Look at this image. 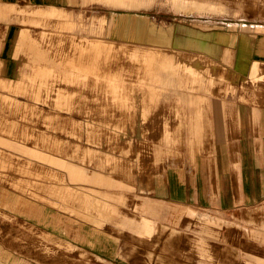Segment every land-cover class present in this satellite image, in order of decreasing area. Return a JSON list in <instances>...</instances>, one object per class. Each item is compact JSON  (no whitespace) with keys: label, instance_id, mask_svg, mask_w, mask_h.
Instances as JSON below:
<instances>
[{"label":"rangeland","instance_id":"rangeland-1","mask_svg":"<svg viewBox=\"0 0 264 264\" xmlns=\"http://www.w3.org/2000/svg\"><path fill=\"white\" fill-rule=\"evenodd\" d=\"M139 1L0 0V264H264V0Z\"/></svg>","mask_w":264,"mask_h":264},{"label":"bare ground","instance_id":"bare-ground-1","mask_svg":"<svg viewBox=\"0 0 264 264\" xmlns=\"http://www.w3.org/2000/svg\"><path fill=\"white\" fill-rule=\"evenodd\" d=\"M124 1V0H123ZM129 1H132V0H129ZM139 0H137V2H138ZM141 1V0H140ZM139 1V2H140ZM120 2V1H119ZM122 2V1H121ZM122 3H124V2H122ZM132 3H134V2H132ZM136 3V2H135ZM173 3L175 4V7L177 8V9H180V10H183V11H189V10H198V11H202V10H204L207 6H208V4H210L211 5V3H208V2H199V1H195V0H173ZM129 5H131V4H129ZM214 6V5H213ZM219 6V5H218ZM140 21H139V28H140V33H139V35L137 36V37H139V39L140 40H144L145 39V34L143 33V31H142V29L145 27V28H149V26H147L146 27V23H145V21H147V19L146 18H140L139 19ZM138 21V20H137ZM135 18H134V16L132 15H124V14H121V15H119L118 16V18L116 19V25H118V30H120V31H124L125 29H127V32L129 33V34H132V29H131V27H133L134 28V26H135ZM163 24V25H162ZM151 25V24H150ZM255 27H257V28H259L257 25H254ZM151 27V26H150ZM155 28L158 30L156 33L155 32H153L152 31V33H154L153 34V37L155 38V41H157V42H160V43H168V40H169V32H170V29H171V26L170 25H164V23H160L159 25H155ZM138 29V28H137ZM150 30H153V27H151L150 28ZM184 30H185V33L187 34V36H189L190 38H191V40L193 41V39L195 38L198 42L197 43H199V47L201 48V49H207L206 48V43L207 42H209V40H212L213 39V37L215 38V39H220V38H222V39H225L226 38V36L225 35H221V34H219V33H209L208 35H201V31L200 30H198V29H195V28H191V27H185L184 28ZM135 32V31H134ZM24 37V34H22L21 35V39ZM26 37V36H25ZM147 37H150L149 38V40L152 38L153 39V37L152 36H147ZM239 38V37H238ZM182 40H184V41H187V42H191V40H189V39H185V38H182ZM32 52H33V54H35L37 57H40V56H43V54H42V52H41V50L39 49V48H37V47H35L34 45H32ZM209 51L211 52V53H213V54H217V55H229L230 54V52H231V48H229V47H226V46H224L223 48H217L216 46H212V47H210L209 48ZM45 58V57H44ZM46 59V58H45ZM111 61V60H110ZM255 61V60H254ZM98 62V61H97ZM103 62H106V60H103ZM109 62V61H108ZM112 62V61H111ZM114 62V61H113ZM257 62V61H256ZM117 63H119V62H117ZM121 63V62H120ZM211 63V62H210ZM104 64V63H103ZM106 64V63H105ZM109 64V63H108ZM212 64V63H211ZM243 64V63H242ZM96 65V67H97V64H95ZM201 64H199V63H194L193 65H191V68H192V66H200ZM213 65V64H212ZM247 65V69H246V71L249 69V65H250V68H251V64H246ZM254 65V64H253ZM256 65V64H255ZM213 66H215V65H213ZM223 66H225V68L227 67V68H229L226 64H223ZM95 67V66H94ZM145 67H146V65H145ZM149 67V66H148ZM147 67V68H148ZM254 66H252V68H253ZM145 70H146V72H147V69L146 68H144ZM149 69V68H148ZM157 70H158V72H159V74L161 75V77H162V80H163V83L164 84H166L167 86H170V87H175L176 86V84H177V82L178 81H176L177 79L175 78V76H174V72L171 70V68H170V66L168 67H166V71H162L163 69L162 68H157ZM229 73L231 74V77H230V79L232 80V81H236L237 80V76H236V73H239V72H236V71H234V70H229ZM246 76V75H245ZM256 80V79H255ZM94 82H96V81H94ZM91 84V83H90ZM95 84V83H94ZM97 84H98V82H97ZM93 85V84H92ZM94 86H96V84L94 85ZM93 86V88H95ZM99 87H101L100 85H98ZM98 86H96V88L98 87ZM111 86H113V85H110V87ZM230 86V85H229ZM98 87V88H99ZM108 87V86H107ZM109 87V88H110ZM116 86H113L112 88H115ZM16 88H18V87H16ZM91 88V87H90ZM103 88V87H102ZM97 94V93H96ZM97 95H99V94H97ZM138 95V94H137ZM115 97V96H114ZM117 98V97H116ZM118 101H121V99L119 98V100ZM117 101V99H116V102L115 103H117L118 102ZM112 102V101H111ZM113 103V102H112ZM194 117V116H193ZM192 118V117H191ZM193 120H195L194 118H192ZM193 120H191L190 119V121H193ZM194 123H195V121H194ZM20 197V196H19ZM22 198V197H21ZM23 200H24V198H23ZM26 200V199H25ZM3 203V205H5V203H6V205H7V202H2ZM24 204V203H23ZM25 206V205H24ZM31 209V208H30ZM26 211H29V210H27L26 209ZM99 211V210H98ZM100 212V211H99ZM105 212H107V211H104V213ZM23 213H26V214H28L27 212H25V211H23ZM103 213V214H104ZM102 214V211H101V213H100V215H103ZM139 229H140V231H142V232H144V233H149L150 231V225H149V223L146 221V220H141V223H140V226H139ZM172 230H175V229H172ZM170 231V233H172V234H174L173 233V231ZM177 232V231H176ZM165 233V232H164ZM175 234H177V233H175ZM174 234V235H175ZM165 235H166V233H165ZM167 236H168V234H167ZM166 236V237H167ZM171 236V235H170ZM176 236V235H175ZM174 236V237H175ZM172 237V236H171ZM170 237V238H171ZM173 238V237H172ZM167 239H168V237H167ZM201 239V238H200Z\"/></svg>","mask_w":264,"mask_h":264},{"label":"crops","instance_id":"crops-1","mask_svg":"<svg viewBox=\"0 0 264 264\" xmlns=\"http://www.w3.org/2000/svg\"><path fill=\"white\" fill-rule=\"evenodd\" d=\"M36 12V11H35ZM18 37V36H17ZM15 40H16V38H15Z\"/></svg>","mask_w":264,"mask_h":264}]
</instances>
